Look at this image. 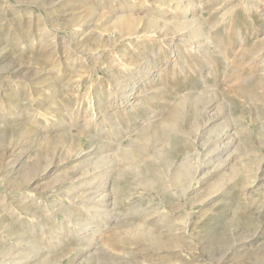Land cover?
Masks as SVG:
<instances>
[{"label": "rangeland", "instance_id": "obj_1", "mask_svg": "<svg viewBox=\"0 0 264 264\" xmlns=\"http://www.w3.org/2000/svg\"><path fill=\"white\" fill-rule=\"evenodd\" d=\"M83 1L0 0V264H264V0ZM123 11L170 24L79 19Z\"/></svg>", "mask_w": 264, "mask_h": 264}, {"label": "bare ground", "instance_id": "obj_2", "mask_svg": "<svg viewBox=\"0 0 264 264\" xmlns=\"http://www.w3.org/2000/svg\"><path fill=\"white\" fill-rule=\"evenodd\" d=\"M82 3L84 2L83 0H80ZM138 1V0H137ZM53 2V1H52ZM61 2V1H60ZM76 2H78V1H73V3H76ZM146 2H150V0H147ZM54 3H55V1H54ZM54 3H51L52 5H54ZM81 3V4H82ZM160 3V2H159ZM165 3H166V1H165ZM179 3H181V2H177L175 5H176V8H179ZM62 4H63V2H62ZM77 4V3H76ZM147 4V3H146ZM73 5V4H72ZM75 5V4H74ZM78 5H80V4H78ZM170 9H172V8H174V6H172V3L171 2H169V3H167L166 4ZM83 7H85V5H83V6H81L80 5V7H79V10L80 9H83ZM186 7H188V6H186ZM163 10V9H162ZM59 13V12H58ZM84 12L82 11V14H83ZM91 13V12H90ZM90 13H88L87 15H85V16H80V18L79 19H81V20H83V19H85L86 17H93V19L92 20H89V21H96V22H112V27H113V29L115 30V32H113L109 37H108V39H106L105 38V36H103V35H100L99 36V38L98 39H101L100 41H102V40H104V39H106V40H108V41H112L114 44H116V43H121V42H123V41H125V39H132L133 37H137V36H139L140 34H151V35H158V36H160V37H162V36H164L165 35V33L163 34L161 31L162 30H165V29H167L168 27H167V25H169L170 23H168V22H164V23H161L162 25H160L159 23V21H155L154 20V22L152 21L151 23H150V20H147V17H141V16H134V15H132V13L131 14H127L126 15V12H119L118 13V15H111V16H108L107 17V15L106 14H102V13H95L94 14V12H93V14H90ZM129 13V12H128ZM194 14V13H193ZM81 15V14H80ZM77 16V15H76ZM149 19V18H148ZM184 19H186V18H184ZM191 19V18H190ZM191 20H193V19H191ZM32 21V20H31ZM89 21H85V22H89ZM93 23V22H92ZM175 23V22H174ZM193 22L192 21H188V22H185V23H175L174 24V26H175V28H176V31H174L176 34H181L183 31H185L184 29L186 28V27H183V25H188V24H192ZM29 24V23H28ZM31 24V23H30ZM87 24V23H86ZM173 24V23H172ZM196 24V23H195ZM199 25V24H198ZM86 26V25H85ZM158 26H161L162 28H160V29H162L160 32H157V28H158ZM194 26V25H193ZM172 27V26H171ZM187 27H189V26H187ZM83 28V27H82ZM190 28V27H189ZM198 28V27H197ZM200 28V27H199ZM31 29H32V27H31ZM39 29V28H38ZM153 29V30H152ZM201 30H202V28H200ZM197 30V29H196ZM190 31V30H189ZM188 31V32H189ZM194 31H195V29H194ZM45 32V31H44ZM76 32V33H75ZM74 32V36L78 33V31H75ZM165 32V31H164ZM191 32L193 33V31L191 30ZM200 32V31H199ZM40 33H42V32H40ZM185 33V32H184ZM191 33V34H192ZM195 33V32H194ZM197 33V32H196ZM199 34V33H198ZM203 34V33H202ZM46 35L48 36L49 34H47L46 33ZM45 34L43 35V39L40 41L41 43L44 41V37L46 36ZM80 35V34H79ZM183 35V34H182ZM194 35V34H193ZM180 36V35H179ZM184 36V35H183ZM191 37H192V35H191ZM209 37V36H208ZM82 38V37H81ZM188 38V37H187ZM197 38V37H196ZM204 38V37H203ZM74 39H76V37H74ZM184 39V38H183ZM209 39V38H208ZM54 40L55 39H50V40H48L47 42H46V44L44 45V49L45 48H52V49H54V50H52V51H55V50H57L56 48H55V45L56 44H54L55 42H54ZM198 40V39H197ZM204 40V39H203ZM206 40V39H205ZM209 41H211L210 39H209ZM208 42V41H207ZM70 46V45H69ZM59 51V50H58ZM50 52V51H49ZM54 56V55H53ZM52 56V57H53ZM59 64L60 63H58L57 65H56V67L59 69L60 67H59ZM105 68H108V66H105ZM263 72H264V70H263ZM89 76V75H88ZM112 78V77H111ZM118 80H119V82H118V84H123V81H120V79L118 78ZM126 87H130V84H128ZM128 92H130L129 94H130V96H127L128 98L130 97V98H132V99H135L136 101H137V96H136V92H135V89L133 90H131V89H129V90H127ZM132 92V93H131ZM89 94V93H88ZM85 95H83L82 96V98L84 97ZM189 96H182L179 100H178V102L179 103H177L176 105H174V107H173V109H171V112H170V114L168 115V116H166V118H164L162 121H161V124H163L164 126H167L168 128H173V129H175L176 130V124H174L173 122H171V117L174 115V114H178L179 112H178V109L180 108V107H177L178 105H180V104H182L187 98H188ZM92 98V97H91ZM92 100L93 99H91V105H92ZM187 101V100H186ZM185 101V102H186ZM184 102V103H185ZM139 105H140V103H139ZM94 106V105H93ZM138 106V104H135V107H137ZM181 106V105H180ZM183 106V105H182ZM135 107L133 106L132 107V109L131 110H133V109H135ZM177 107V108H176ZM176 108V109H175ZM105 109H107V108H105ZM205 109H209V107H205ZM205 109H203V111L205 112ZM91 110V109H90ZM107 113V112H106ZM209 113V111H207L206 112V114H208ZM94 118V117H93ZM151 120H153V117H148L147 119H144V120H142L141 122H140V125H139V128L141 129L140 130V134H139V136L141 137V138H147V135L148 134H150V136L152 137L153 136V134H156L157 132L154 130L156 127H157V125H156V123H152V122H150ZM156 120H157V118H156ZM157 122V121H156ZM160 122V121H159ZM158 122V123H159ZM4 123V122H3ZM209 124V123H208ZM208 124H206V126H208ZM203 126V125H202ZM23 129H25L24 127H22ZM203 128V127H202ZM204 128H205V125H204ZM203 128V129H204ZM207 128V127H206ZM18 129V128H17ZM17 129H15V130H17ZM138 129V128H137ZM172 129V131L173 132H176V131H174ZM7 128H5V129H2V132L3 133H5V132H7ZM158 130V129H157ZM218 130H219V128H218ZM217 130V131H218ZM29 131V130H28ZM177 131H178V129H177ZM138 132V131H137ZM156 132V133H155ZM224 132V131H223ZM228 132H229V130H228ZM181 133V132H180ZM177 135H178V133H177ZM150 137V138H151ZM209 137V136H208ZM215 137V136H214ZM218 137V136H217ZM37 140V139H36ZM39 140H46V138H40ZM134 140V139H133ZM211 140V139H210ZM104 141V140H103ZM143 141V140H142ZM135 142V141H134ZM115 144V143H114ZM205 145V144H204ZM130 146V145H129ZM171 146V145H170ZM219 146V145H218ZM133 147H134V145H133ZM217 147V146H216ZM204 148V147H203ZM215 148V147H214ZM114 149H116V148H114ZM122 149V148H121ZM124 149H126V148H124ZM127 149H129V148H127ZM130 149H132V147L130 148ZM208 149V148H207ZM216 149V148H215ZM214 149V150H215ZM101 150V149H100ZM136 150H138V149H136ZM217 150V149H216ZM215 150V151H216ZM8 151V150H7ZM105 151V150H104ZM111 151V150H110ZM138 151H140V150H138ZM119 152V151H118ZM121 152V151H120ZM119 152V153H120ZM140 152H142V149H141V151ZM12 152H9V153H7V152H5L4 154H3V160H5V158H7L8 156H9V154H11ZM108 153V152H107ZM111 153V152H110ZM121 153H124L123 155L124 156H122L121 158L123 159H126V160H129V163H128V165L129 166H131L133 169H141L142 167H144L145 165H146V162H147V160H145V159H143V158H141L140 156H138V154H139V152H131V151H124V152H121ZM213 153V152H212ZM77 154H78V156H81L82 154H83V151H79V152H77ZM85 155V154H84ZM98 155V154H97ZM108 155V154H107ZM111 155V154H110ZM189 156V155H188ZM185 157L184 159H183V165H184V163H186V164H191V166H193V164L191 163V161H190V159H189V157ZM83 157V156H82ZM112 157V156H111ZM114 157H115V155H114ZM166 159H169L170 161H171V163L173 164V163H176V161H172V157H170L169 155H165L164 156ZM94 159H96V158H94ZM100 159V158H99ZM96 161V160H95ZM100 161V160H99ZM94 162L93 163V165H94V167H93V170H92V175H91V180H92V182L94 181V180H98V179H100L99 177H100V173H99V171L100 170H102V165H100V163H101V161L100 162ZM150 164L152 165L151 167L152 168H156L157 167V164L155 163V161H153L152 160V162H150ZM130 167V168H131ZM150 167V168H151ZM183 167V166H182ZM195 167H196V165H195ZM194 168V167H193ZM196 170V169H195ZM198 170V169H197ZM200 170V169H199ZM86 172H84V174H88L89 175V173L91 172V171H89V170H85ZM110 171V170H109ZM101 172V171H100ZM196 173H197V171H196ZM150 174H152L154 177H159L160 179H161V181L163 182V185H166V183H167V181L165 180V179H163L164 178V176L162 175V173L158 170V169H155V170H150ZM106 175V174H105ZM104 175V176H105ZM195 176L196 175H194L193 174V180H195L196 178H195ZM184 177V174L182 173V171H178V173L176 174V178H178V179H182ZM108 179V178H107ZM90 180V181H91ZM109 182V181H108ZM107 182V183H108ZM150 182V186L153 188L154 186H155V183L153 182V181H149ZM98 183V182H97ZM166 187V186H165ZM100 188V187H99ZM103 188V187H102ZM167 188V187H166ZM106 189V188H105ZM104 189V190H105ZM100 191V190H99ZM103 191V190H102ZM91 192V191H90ZM96 193V192H95ZM105 194V193H104ZM107 195H110V194H107ZM102 196H105V195H102ZM82 197V196H81ZM106 197V196H105ZM83 198V197H82ZM101 199L103 200L104 199V197H100V200H98V202L99 201H101ZM81 200V199H80ZM93 200H94V198H93ZM95 201V200H94ZM103 214V213H102ZM107 215V214H106ZM102 233V232H101ZM96 240V239H95ZM104 241V240H103ZM34 250V249H33ZM26 252V251H25ZM2 257V256H1ZM90 262H92V261H90ZM86 263H88L89 264V262H86ZM93 264V263H92Z\"/></svg>", "mask_w": 264, "mask_h": 264}]
</instances>
